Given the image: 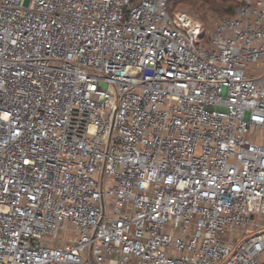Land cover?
<instances>
[{"label":"built area","instance_id":"2783aa9c","mask_svg":"<svg viewBox=\"0 0 264 264\" xmlns=\"http://www.w3.org/2000/svg\"><path fill=\"white\" fill-rule=\"evenodd\" d=\"M167 1L0 0V264H264V0Z\"/></svg>","mask_w":264,"mask_h":264},{"label":"rangeland","instance_id":"374dc122","mask_svg":"<svg viewBox=\"0 0 264 264\" xmlns=\"http://www.w3.org/2000/svg\"><path fill=\"white\" fill-rule=\"evenodd\" d=\"M238 3L245 2V0H236ZM167 10L171 13L174 10H182L188 13L193 18L197 19L203 26V30L205 32L204 37L201 40V43L205 44L208 42V34L210 33L212 26L216 20H219L221 18H224L228 16V14H222L219 15L216 12H213L211 10H208L206 8H191L188 9V7L181 2H178L177 0H168L167 2ZM263 130H261V133Z\"/></svg>","mask_w":264,"mask_h":264},{"label":"trees","instance_id":"16d2710c","mask_svg":"<svg viewBox=\"0 0 264 264\" xmlns=\"http://www.w3.org/2000/svg\"><path fill=\"white\" fill-rule=\"evenodd\" d=\"M177 1L184 3L188 7V9L194 7L202 8V9L206 8L208 10L216 12L219 15L228 14V16H231L234 13V10L237 6L245 3V2L238 3L236 0H177Z\"/></svg>","mask_w":264,"mask_h":264}]
</instances>
